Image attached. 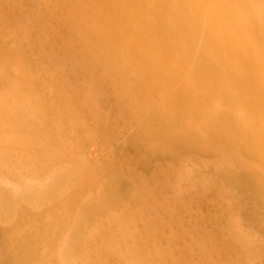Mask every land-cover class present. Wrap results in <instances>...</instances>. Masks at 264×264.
Segmentation results:
<instances>
[{
    "label": "rangeland",
    "instance_id": "obj_1",
    "mask_svg": "<svg viewBox=\"0 0 264 264\" xmlns=\"http://www.w3.org/2000/svg\"><path fill=\"white\" fill-rule=\"evenodd\" d=\"M263 1L245 0L264 17V9L259 4ZM149 6L150 0L122 5L125 14L132 13V23L133 17L136 18L133 25L141 31L140 38L150 36L145 31L149 18L159 23L155 22L157 16ZM90 8L92 11L88 14ZM96 9H101L96 0H0V106L7 103L5 106L13 110H7L10 114L0 110V187L19 193L28 185L39 190L42 184L51 185L53 180L55 188L49 199L44 197L34 205L29 200L18 199L7 217L0 216L1 243L4 241L1 234L9 237L5 241L7 246L5 242L4 247L0 243V264L6 262L3 253L5 247L11 246L9 242L15 237L16 224L19 228L25 222H28L27 227L45 224L47 220L59 224L62 228L56 231L58 237L48 248L50 261L43 264H82L87 250L94 246L95 238L91 233H98L102 227L114 235L119 226L118 218L135 224L128 229L134 231V235L138 232L137 225L155 235L143 241L152 253L158 250L168 254L160 257L162 264H264V191L254 195L241 193L226 176L228 168L250 173L259 171L264 175V161L260 157L264 152V134L259 132L257 136H261L254 142L241 138L244 144L235 139L234 132H229L237 131L236 124H240L238 130L242 131L239 132L254 137L248 122L264 131V59H258L259 65H245L239 59L220 53L227 57L229 69L251 74L243 81L208 84L199 70L193 68L189 55L182 58L176 54H171V58L180 60L179 72L166 68L154 75L151 65L160 56L157 48L148 41L140 44L130 41L127 33L122 42L114 36L100 38L99 31L105 21L111 23L110 27L115 28V24L108 13L104 14L103 21L93 18L95 11L98 12ZM140 9L144 14L138 12ZM237 13L243 18L241 12ZM164 14L158 16L160 20L177 23L170 14ZM154 23L150 24L151 32L161 34ZM95 28L98 35L92 34ZM117 28V34L128 29ZM242 31L246 35L253 32L244 28ZM102 42L106 45L104 51L98 49ZM131 43L141 49L139 52L147 54H143L146 57L136 50L134 57L128 48ZM243 49L247 51V47ZM124 61L126 67L122 66ZM113 62L120 68L115 69ZM136 73L139 76L151 73L150 81L160 85L154 106L167 116L175 112L167 105L166 94L183 81L194 91L199 90V97H207L193 110L199 117L188 114L185 121L197 122L196 129L204 134L207 130L200 115L215 113L214 123L218 120V123H227L231 130L215 131L222 139L218 144H208L210 152L181 153L176 157L166 152L142 153L140 147L161 144L162 140L138 138L145 118H137L131 111L135 101L132 97L138 90L134 83ZM219 99L223 101L222 106ZM24 108L29 110L32 123L44 121V128L39 131L35 127L21 126L20 123L29 122ZM8 132H15L16 138L6 139ZM112 179H115L114 184ZM119 180L123 193L116 199L103 197L106 191L115 193L113 186ZM88 200L101 202L106 210L100 212L98 208L95 217L90 218L84 211L86 205L83 206ZM18 216H24L23 221L15 220ZM83 218L92 219L83 231V243L68 262H64L59 250L65 244L69 229ZM111 241L116 246L121 245L128 257L122 260L123 264H140L145 258L129 236L117 233ZM154 244L156 247L152 248ZM99 246V257H95L98 264H117L119 257L108 259ZM166 258L169 261L164 263ZM144 264H148L147 260Z\"/></svg>",
    "mask_w": 264,
    "mask_h": 264
},
{
    "label": "bare ground",
    "instance_id": "obj_2",
    "mask_svg": "<svg viewBox=\"0 0 264 264\" xmlns=\"http://www.w3.org/2000/svg\"><path fill=\"white\" fill-rule=\"evenodd\" d=\"M134 1L135 0H96V2L99 5H101V9L99 11L96 9L98 12L95 11L92 17L93 18L97 17V19L101 18L102 20L106 18L104 17V14L108 13V15L114 21L115 28L113 26L110 27L111 26L110 22L105 21L103 23L104 24L102 26L103 31L102 30L99 31L101 32L100 38L103 37L102 39H109V38L111 39V37L114 36L115 40H119L120 42H122V40L125 39V37L127 36L126 35L127 33L130 35V41L135 40L138 41L139 44L142 41L143 42L148 41L151 45H154L157 48V51L160 53L159 56L160 59L158 58L157 62L155 61V64L151 65L152 67L151 71L154 75H157L158 73H160L161 70H165L166 68L173 71L177 70V72H179L180 71L179 68L181 66L180 60L177 59L175 61L174 58L173 59L171 58V54H176L182 58L189 55L193 59V68H195L196 71L197 69L199 70V73L202 74L203 79L208 84L213 82H218L219 84H222L221 83L222 81L224 82L229 80L243 81L245 79L250 78L251 74L236 72L229 69L227 67L229 65V62L226 61L227 57L220 53L228 54V58L239 59V61L245 65H254V64L259 65L260 63L257 62L258 59L260 57L264 59V17L259 16L256 12V9H254L250 3H246L245 0H219V1L150 0L149 9L151 10V12L153 11L157 16L155 22H159V23L158 24L154 23L153 19L149 18V21H147L148 27L146 26L147 28L145 29V31H148L150 33V36L146 34L145 37L144 36L141 37L143 40H141L140 38L141 31L138 29V27H136V25H133V23H135L136 18L133 17L132 20L133 23H132L130 20L132 13L125 14V11L123 10L122 7V5L126 4V2L130 3ZM259 4L260 7L264 9V1L260 2ZM119 7L120 9L118 11ZM237 7L239 8L237 9ZM90 9L87 10L88 14L92 11V9L91 10ZM78 11L82 13L80 9H78ZM138 12L144 14L145 11L140 9ZM165 12L170 14L174 20H177V23L173 20L172 21L167 19L163 21L160 20L158 16L163 17L165 15L164 14ZM237 12H241V15L243 16V18H241L242 21H240L241 20L240 15ZM153 23L154 26L155 24H157L156 27L158 31L161 32V34L156 35L155 32H151L150 24ZM180 24H183V26H181ZM123 26H125L128 29H126V31L124 30L123 32L121 31V33L117 34L118 32L116 33L115 31L116 29H118L117 27H123ZM243 28L245 30L249 29L253 31L252 35H246L245 32L242 31ZM92 32H93L92 34L98 35L97 28H95ZM199 36H201V39ZM130 45L131 46H128L129 52L134 57L136 55V51L140 56L146 57L145 55L147 54H145L144 52H139L141 49H137L133 43H131ZM104 47L106 49V45L102 42L101 44H99L98 49L100 51H104ZM244 47H247V51L243 49ZM162 57H165L166 59H163ZM135 59L139 60L138 58ZM143 60L146 62V59L143 58ZM126 61L128 64L130 63V60H128L127 58ZM113 63H111V65L115 66V69L120 68L119 67L120 65H118L117 62H115L114 64ZM122 63H123L122 66L125 67L127 66L125 61ZM168 66H171L172 68H168ZM226 68L228 69V71L226 70ZM149 74L139 76L140 74L136 73L134 83L137 84L138 90H137V94H134L132 97L133 100L135 101L132 107L131 106L130 107L132 113L137 118L143 116L145 118L144 127H142L141 124V130L139 132L138 138L140 137V139L144 140V139H149L151 137H155V138H159V140H162V143L151 145L148 148L140 147L139 151H142V153L143 151L164 152V153L166 152L171 156H175V157L181 153H187V154L194 152L205 153L212 151L211 149L208 148V144L209 143L218 144L220 142V139L222 138L215 131L226 130L227 128L230 129L227 123L224 122L218 123L219 120L217 123H214L215 122L214 120L217 119V115L215 113L209 115L207 114L200 115L201 117L204 118L205 123L203 124L205 126V130H207L206 133L202 134L203 131L198 132V130L196 129L198 124L197 122L191 121L190 119L188 120V122H186L185 121L186 118L184 119V117H186L188 114H190L191 117L193 118L195 116L199 117L198 113H195L193 110H196L200 101L202 102L206 101L207 97L204 96L199 97L198 93H201L199 92V90L196 89L194 91L192 88H190L189 85H187L185 82L182 81L178 83L176 86H174L173 89L166 94L167 105H169L170 108L175 112L173 116H167L165 113H163L162 110H159L158 107H155L156 106L155 104L158 101L157 95L160 90V85L151 82L150 80L152 76L151 73ZM152 97H154V99H152ZM219 103L220 106L223 105V101L221 99H219ZM5 105H3V107L0 106L1 111H3L4 113H6L7 110L13 112L12 109H8V107H6ZM23 111L24 113L27 114L26 120L29 121L30 123L24 121L20 123L21 126H26L27 128L35 127L34 129H39V131L40 128H44L43 127L44 121L43 123H41V120L32 123L33 122L32 119L30 120L29 118L30 116L29 110H26L24 108ZM262 112L264 113V111ZM123 113L124 114L127 113L126 110H123ZM6 114H10V113H6ZM8 117H10V115H8ZM202 121L203 120H201V122ZM20 125L19 127L21 128ZM248 126H252L251 132L254 134V137L253 136L250 137L244 134L247 132L244 131H243L244 133L239 132L242 131V130H238L241 128L240 124H236L237 131H229V132H234L236 134L235 139L239 140L240 142H244V140L241 138H245L247 141L251 139L254 142L256 141L257 137L260 138L261 135L257 136L259 132L264 134V131L259 130L261 127L251 122H248ZM13 127L15 126L13 125ZM4 129L7 130V125L4 127ZM16 131L20 132L19 129H16ZM207 134L210 135L209 139L204 140L203 136H206ZM7 135L9 136H7L6 139L13 140L16 133L8 132ZM243 135L245 136L243 137ZM246 146L248 147V145ZM260 157L264 161V152L260 155ZM236 170L237 169H233V168L226 169L227 171L226 176L230 180V182L234 184L237 190H239L241 193L248 192L250 193L249 195H254L258 192L260 193L264 191L263 188L264 175L262 174V172L258 171V173L257 172L250 173V172H245V170H238V171ZM112 181H113L112 184H114L115 179H112ZM52 182L54 183L53 180ZM52 182H50L51 185H48V183L42 184L41 189L39 190L37 188L34 189L32 186L28 185L26 190L22 191L17 186V188L20 189L19 193L18 191L12 193L11 191H8L7 189L0 187V216L7 217V212H9L14 202L18 199L29 200L30 202L33 203V205L41 201L44 197L49 199L51 196H53V192L55 191ZM113 187L115 188L113 189L115 191L113 190L111 191L115 193L110 194L107 193L106 191V193L104 192V194H102L103 197L106 198L114 197V199H116L117 196L121 195L124 191V187L121 180H119L118 184L116 183L115 186ZM109 191L110 189H108V192ZM54 194H56V192ZM246 194L245 196L249 197ZM94 201H91L93 203L89 201L86 203L84 202V205L82 204L83 206L86 205L87 208L84 211L89 216H91L90 218L95 217L94 213L96 211H99L98 208H101L100 212L106 210L104 209V206H102L103 204H100L101 202L100 203L98 202L97 204L94 203ZM97 201L98 200H96V202ZM23 218L24 216H18L15 220H18L20 222L21 220L23 221ZM89 220L92 219L87 220L86 218H83L78 225H73L71 229H69L70 231L68 230L69 232L66 236V240L64 239L65 242H63L65 244L62 246V248L59 250L58 253L64 262H68L70 257H72L75 254V252H77L79 247L82 245L83 243L82 240H84L83 231L86 229L88 222L90 223ZM119 220H121V222ZM128 221L126 222V220L122 218L116 219V222L119 224V226L114 231L116 235L118 233L119 236L121 234V235H125V237L129 236L130 238H132L134 245L140 250L139 252H141V255L145 257L142 258L141 262L139 260L140 264H144L146 260L148 264H162L160 257H167L168 254L158 250L155 252L153 251L152 253L150 250L146 249L149 246L148 244H146L147 242L143 241V239L149 240V236L153 235V237H155V235L153 233L152 234L148 233L146 228L140 225H137L138 232H135L134 235V231L128 229L133 228L135 224L132 223L131 221L130 222ZM127 224L129 226H127ZM16 225H14L13 227L14 230L16 231L15 237L14 239L13 237L11 238L12 243L14 244L9 242L11 246L9 247V249L5 247V251L3 253V255L7 257L5 264H37L38 262L42 264L48 263L50 261L49 258L50 253L48 252L49 250L48 248L51 245L50 243H53L56 240V238L58 237L57 232H59L58 230H60L62 227L59 228V224L55 225L52 223V221L50 222L49 220H47L45 224L44 223L42 225L39 224V226L37 224L36 226L34 225L31 227L30 226L27 227L26 225H28V222L27 224L25 222V225H23V227H21L22 226L21 224L20 228L17 227ZM115 233L114 235H111L110 233L106 232L105 228L103 229L102 227L100 231L98 230V233H91L92 236L95 238L92 244L94 246L93 247L90 246L91 248L87 250L85 254V256L86 255L87 256L82 261V264H98L99 261H96L95 257H99L98 251L101 249L98 250L97 245H100L99 247L104 249V254L106 253L108 259L115 260V258L119 257L117 258L118 260L117 264H123V261H126V258L128 257H125L121 245L116 246L111 241L112 238L116 236ZM137 234L140 237H144V238L142 239L140 237L137 238ZM1 235L3 236L4 239L3 242L9 240V237L8 235H6V233ZM157 238H155V240H157ZM3 242L1 243L0 241L2 246H3ZM5 244L6 242L4 243V245ZM5 246H7V244ZM3 247H1V249H4ZM155 247L156 246L154 244L152 248ZM166 261H169V259L166 258V260H164V263H166Z\"/></svg>",
    "mask_w": 264,
    "mask_h": 264
}]
</instances>
